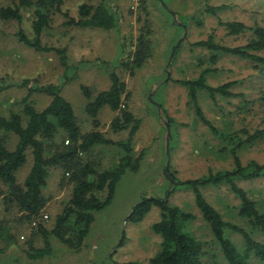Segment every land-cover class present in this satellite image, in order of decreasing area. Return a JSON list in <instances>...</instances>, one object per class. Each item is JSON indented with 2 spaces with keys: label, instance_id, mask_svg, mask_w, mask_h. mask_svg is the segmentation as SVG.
Here are the masks:
<instances>
[{
  "label": "rangeland",
  "instance_id": "rangeland-1",
  "mask_svg": "<svg viewBox=\"0 0 264 264\" xmlns=\"http://www.w3.org/2000/svg\"><path fill=\"white\" fill-rule=\"evenodd\" d=\"M100 2L103 0H64L62 14L54 16L50 30L45 31L41 38L43 45L66 51L69 68L65 75L72 78L67 83H64V69L53 52H35L17 41L15 34L19 28L31 34L28 14L21 26L0 20V85L6 87L0 92V116L21 113L22 99L28 94L27 89L20 86L22 82L29 81V86L33 87L55 85L61 88L62 97L71 104L84 132L96 130L113 141L124 140L128 131L115 134L110 130L115 114L107 107L98 113L100 126L97 129L93 127V120L84 111L88 101L80 91V86H85L94 97L107 90L110 87L109 73L114 72L130 94L127 102L130 112L141 122L133 147L134 156L143 152V159L137 171H125L110 204L93 213L94 222L81 248L72 250L51 239L52 255L30 260L24 247L30 234L29 226L19 232L11 224L14 240L7 248L5 237L0 236V264H148L159 249L160 237L151 230V226L159 220V210L152 209L138 223L129 221V216L142 198L164 199L166 193L171 206L194 216L190 232L211 249L212 236L195 206L193 192L187 187L177 186V183L176 189L171 190L172 182L168 183V177L172 176L176 182L195 180L209 174L232 171L234 162L230 153L220 151L229 145L215 137L199 121L192 104L188 102L187 90L176 81L193 80L204 69L214 70L207 75V84L218 87L232 82L229 91L235 96L218 97L213 103L205 93H200L198 104L205 118L227 136L242 137L240 132L243 130L249 133L264 130V68L229 55H223L212 65L208 60V51L192 46L211 33L219 45H246L251 37L250 31L228 36L220 22H240L247 28L256 25L264 28V0H146V5H142L140 0H107V5L117 16L115 29L107 32L64 25V13L78 20L81 5H97ZM5 5L6 1L0 0V7ZM222 5L227 9L216 16L204 13L206 6ZM146 20L152 30L151 56L131 76L120 64L132 55ZM178 42L182 43L181 49L170 61V54L177 48ZM261 56L264 58V54ZM28 100L40 111L48 106L51 99L35 92ZM15 144L16 138L10 135L8 148L14 149ZM94 152L101 157V169L107 170L116 167L122 156V151L113 146L96 147ZM237 155L243 166L250 162L263 165L264 139L241 149ZM28 161L16 173L19 181H23L28 174L30 157ZM167 161L169 166L165 170ZM60 179L61 174L51 170L44 190L45 197L49 199L44 211V218L48 217L45 223L48 229L71 194V186L59 187ZM235 183L263 212L264 176L254 180L237 179ZM201 191L225 221L247 229L238 217L240 201L228 185L210 186ZM228 236L240 242L239 236L231 232ZM41 245L39 239L36 246Z\"/></svg>",
  "mask_w": 264,
  "mask_h": 264
},
{
  "label": "trees",
  "instance_id": "trees-1",
  "mask_svg": "<svg viewBox=\"0 0 264 264\" xmlns=\"http://www.w3.org/2000/svg\"><path fill=\"white\" fill-rule=\"evenodd\" d=\"M6 5L0 7L2 22H15L22 25L25 15L31 21V34L19 28L15 34L17 41L35 52H53L64 69V83L69 78L65 75L69 68L66 51L42 44L41 38L45 31L50 30L56 14H62L64 0H5ZM107 0L97 5L83 4L79 8V19L63 14L65 26L78 28H94L111 31L117 26V16L107 5ZM146 5V0H140ZM227 9L226 6H206L204 13L216 16ZM199 22V21H198ZM228 36H236L245 31L251 32L246 45L227 47L219 45L211 33L205 40L192 44L210 53L209 62L214 65L224 56H233L253 62L264 68V28L254 26L247 28L240 22L221 23ZM150 24L142 25L136 39L132 55L124 63L122 69L131 76L140 70L151 56ZM180 43L175 49L174 57L181 49ZM214 70H202L196 79L179 80L177 84L187 90L188 102L192 104L196 117L210 132L227 143L228 152L233 158L232 171L209 174L195 180L176 182L171 176V190L177 186L190 189L194 195V203L199 210L202 220L207 225L212 236V247L197 239L189 230L195 219L194 216L171 206L168 193L165 198H142L133 208L129 216L132 223L141 222L152 210H159V220L151 226L154 234L160 237L157 253L148 260V264H264V211H260L247 192L235 183L239 180H254L264 176V164L250 162L243 166L237 152L264 139V130L249 133L245 130L238 135L227 136L219 132L205 118L198 104V95L205 93L215 103L217 98L234 97L229 89L232 82L218 87L207 84L206 77ZM110 87L92 97L89 88L80 86V91L88 101L84 111L91 118L94 128H98L97 116L103 107H107L115 117L110 122V130L118 134L128 131L124 140L113 141L100 131L84 132L76 118L71 104L61 95V88L55 85L29 86V81L20 85L25 87L28 94L22 99L21 113L11 112L8 116H0V203L2 206L0 218V236L7 242L6 248L14 240L11 227L16 226L19 232L29 226L30 234L25 243L26 256L30 260H41L52 255L50 240L55 239L69 249L78 250L94 222L93 213L105 208L113 199L115 188L126 170L137 171L143 159V152L134 156V137L139 130L140 120L130 112L127 102L130 94L125 83L114 73H109ZM6 87L0 85V92ZM42 93L50 97V103L43 110H36L29 97L33 93ZM170 124L168 123V127ZM16 138L14 149H9L8 139ZM102 146H113L122 151L116 167L111 170L101 169V157L94 149ZM30 157L28 174L23 181L16 177ZM51 170L61 174L59 187L71 186L69 200L61 212L54 217L51 228L45 223L44 211L49 199L45 197ZM170 178V179H169ZM226 184L240 201L238 217L246 224L247 229L225 221L220 213L205 199L202 188ZM12 221L14 220V223ZM240 237V242L229 238L228 233ZM41 239V247L36 242ZM213 262V263H212ZM132 264V263H128Z\"/></svg>",
  "mask_w": 264,
  "mask_h": 264
},
{
  "label": "water",
  "instance_id": "water-1",
  "mask_svg": "<svg viewBox=\"0 0 264 264\" xmlns=\"http://www.w3.org/2000/svg\"><path fill=\"white\" fill-rule=\"evenodd\" d=\"M178 44H179V42H178ZM174 52H175V49L174 50H172V52H171V54H170V61L172 60V58H173V55H174ZM166 128H167V125H166ZM168 130V129H167ZM168 139H169V132L167 131V154H168ZM168 166H169V161H167V163H166V168H165V170H167L168 169Z\"/></svg>",
  "mask_w": 264,
  "mask_h": 264
}]
</instances>
